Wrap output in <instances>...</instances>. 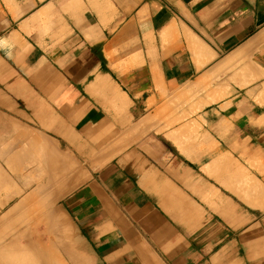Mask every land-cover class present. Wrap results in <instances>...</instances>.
Returning <instances> with one entry per match:
<instances>
[{
	"label": "crops",
	"instance_id": "0c3cea01",
	"mask_svg": "<svg viewBox=\"0 0 264 264\" xmlns=\"http://www.w3.org/2000/svg\"><path fill=\"white\" fill-rule=\"evenodd\" d=\"M0 264H264V0H0Z\"/></svg>",
	"mask_w": 264,
	"mask_h": 264
}]
</instances>
